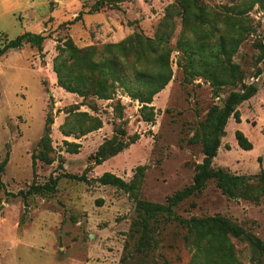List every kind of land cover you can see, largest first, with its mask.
<instances>
[{
  "label": "rangeland",
  "instance_id": "1",
  "mask_svg": "<svg viewBox=\"0 0 264 264\" xmlns=\"http://www.w3.org/2000/svg\"><path fill=\"white\" fill-rule=\"evenodd\" d=\"M175 1L0 0V47L24 31L46 37L40 49L26 43L0 55V161L7 158L0 178V264H264V253L246 235L223 232L224 239L211 240L160 216L150 220L147 234L135 231L141 218L136 200L164 204L190 185L213 136L207 112L254 82L255 94L236 106L240 122L228 118L211 160L214 169L251 178L231 197L210 179L173 211L182 218L226 217L264 243V185L257 178L264 172V72L256 75L264 53V1L197 0V15L186 22L174 13L164 30L172 76L153 96V119L145 121L141 104L115 79L136 88L130 73L135 53L129 50L121 70V53L105 47L134 34L156 40ZM222 39L238 41L233 53L220 46ZM66 40L96 47L87 58L100 55L107 98L58 85L53 62ZM68 66L67 80L75 84L79 67L72 59ZM85 68L90 84L97 72ZM209 72L225 84L215 88ZM47 117L52 160L33 163ZM89 126L95 128L86 131ZM236 130L252 143L250 150L238 146ZM117 144L119 152L97 161L101 145ZM104 172L136 181L133 194L102 184ZM46 185L52 189H33Z\"/></svg>",
  "mask_w": 264,
  "mask_h": 264
},
{
  "label": "trees",
  "instance_id": "2",
  "mask_svg": "<svg viewBox=\"0 0 264 264\" xmlns=\"http://www.w3.org/2000/svg\"><path fill=\"white\" fill-rule=\"evenodd\" d=\"M196 1L197 0H176L174 4L168 6L166 8L167 13L165 14L159 28V31L161 30L162 32L157 35L156 40L152 41L149 38H144L138 34H134L117 44L108 43L105 47L107 48L106 50L116 47L117 52L121 53V56L124 58V60L119 63L121 70L124 69L129 50L132 49L135 53V64L139 65V67L135 65L132 69H130V73H132L134 82L136 83V88L134 90L116 75L114 66L110 67V73L116 75L115 79L119 81L129 96L136 99L141 104L139 112L145 121H151L153 119L152 107L150 106L153 96L164 88L172 76V70L168 60V51L165 46V37L167 34L164 30L168 29V21L169 19H172V16L175 14L179 15L180 18L182 16L184 22H186V19L188 21V19L192 16H196L197 14H195V11H192V5L195 4ZM254 1L262 2L264 0ZM45 38L46 37L41 33H34L30 31H24L12 39L4 38L0 47V55L4 54L9 49L21 48L26 43L40 49ZM237 44L238 41L236 39H222L220 41V46L223 49L231 47L230 54L235 51ZM157 48H160V52H157ZM95 50L96 47L77 48L70 40H66L63 43V48H60L59 50V55L53 62V70L57 75L58 85L69 92H74L81 96H85L90 93L99 98H107L110 95V90L107 89L105 80L100 76L101 71L104 69V64L101 62L100 55L94 59L87 58L88 52L92 51L94 54ZM260 51L259 59L262 62V69L258 70L256 75L264 72V53L262 52V49ZM150 53H154V56L150 57ZM71 59L73 60V63L79 67V71L73 77L74 80H76L75 84H72L67 80V77H70V73H68V62H70ZM88 62H90L89 65L87 64ZM149 62L152 63L153 68H149ZM85 65L90 69L91 74H95L97 72L95 81L90 84H87L84 79L86 69ZM207 76L215 88L219 85L225 84V80L217 79L214 72L207 73ZM256 91L257 88L253 85V83L248 85L244 84L240 91H231L228 94L221 108L213 106L207 112L205 117V126L211 129L213 136L212 139L203 146L204 158L201 163H197L195 165L193 182L169 196L164 204L137 199L135 205L141 218L139 221L135 222V224L138 225L135 226V231L147 234L149 232L150 220H156L157 217L160 216L165 219L174 220L181 227H185L189 233H196L201 236L209 235V239L211 240H213L214 237L224 239L223 232L230 233L235 236L246 235L248 241L255 248L264 253V243L261 240L246 233L239 225L226 217L217 215L182 218L176 216L173 211L174 206L191 195L199 193L210 179L215 180L216 185L221 189L222 193L231 197L233 196L234 189L238 184L251 178L229 173L222 168L214 169L211 167V160L216 155L217 149L220 146V137L223 135L224 126L227 123L228 118L233 116L236 122H240L236 106L242 101L249 99ZM48 124L49 118L47 117L45 122V133L39 141L41 151L37 154V156H33V163L36 157L46 163H49L52 160V157L49 154L50 140L48 135ZM94 128L95 126H89L86 131ZM234 136L241 149L250 150L252 148V143L247 139L242 131L236 130ZM191 141L192 143L197 142L196 139ZM122 148L123 146L119 144L110 145L109 147L101 145L96 152L97 161L100 162L106 157L116 154ZM6 162V157L0 161V178ZM138 171L141 172L142 168H138ZM257 178L262 181L264 185L263 171H260ZM99 181L102 184L113 185L127 190L131 194H133V190L137 186L136 181L127 183L119 176L109 172H104L99 177ZM0 185H2L1 179ZM33 189L35 191H43L50 190L52 188L50 185H46L43 187L35 186Z\"/></svg>",
  "mask_w": 264,
  "mask_h": 264
},
{
  "label": "water",
  "instance_id": "3",
  "mask_svg": "<svg viewBox=\"0 0 264 264\" xmlns=\"http://www.w3.org/2000/svg\"><path fill=\"white\" fill-rule=\"evenodd\" d=\"M253 85L255 86V83L253 82Z\"/></svg>",
  "mask_w": 264,
  "mask_h": 264
}]
</instances>
